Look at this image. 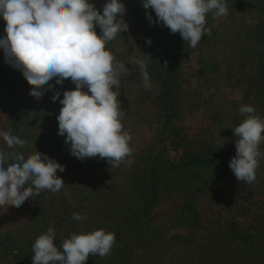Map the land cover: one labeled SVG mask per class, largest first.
<instances>
[{
  "label": "rangeland",
  "instance_id": "rangeland-1",
  "mask_svg": "<svg viewBox=\"0 0 264 264\" xmlns=\"http://www.w3.org/2000/svg\"><path fill=\"white\" fill-rule=\"evenodd\" d=\"M262 1L264 0H227V15L214 18L210 12L206 17V27L211 28V35H205L196 48H191L179 33L176 42H173L170 29L163 24L150 23L146 13L151 12L154 18L155 13L151 9H144L141 0H122L126 7L123 18L130 27L127 32L108 42L106 50L114 55L115 63H124L129 69L127 75H121L118 102L123 113V131L131 136V154L119 165L121 174L115 173L108 177L106 189L121 187L123 190H130V178L141 173L143 169L140 165L145 167L150 159L174 160L184 153H202L213 147L225 153L230 164L236 155V137L232 129L246 118L240 108L251 105L256 110L254 114L264 119V102L260 99L264 90H259L256 83H253L258 62L256 55L251 54L254 43L249 38L251 26L260 21L262 14L255 9L239 11L232 8L231 4L260 5ZM93 3L102 12L106 0H93ZM5 26V22L0 19V36L5 35ZM96 31L99 35V27ZM148 40L152 41L150 45ZM163 54L171 60L168 73L170 79L174 80L173 87L180 110V118L169 121L163 103L167 82L164 80L163 83L157 76L161 73L158 65ZM142 56L146 60L148 73L149 70L156 71V74L149 73L152 84L149 89L142 86L143 78L139 67L130 62L133 57ZM0 65L8 66L12 76L17 74L18 92L31 103L28 106L21 105L18 111L21 118L13 121L9 99L4 97L3 90L0 89V131H11L21 138L28 135L27 143L20 146L26 156L36 150L53 159L59 153L66 156L69 151L65 145V137L58 135L57 116L62 105L59 101H52L54 91L46 90L40 97L32 95L34 86L28 84L21 71L5 63L2 50ZM214 67H217L216 71ZM48 83L55 85V90L61 93L75 90L76 87L70 78L63 85L56 84L55 78ZM41 87L47 89L48 85ZM84 90L87 91L86 88ZM18 127L19 133H16ZM0 149L8 153L17 152L8 148L2 138ZM260 150L264 153V143L260 145ZM10 162L12 161L9 160ZM229 164L222 166L218 160L215 166L193 172L192 181L180 191L174 187L164 188V195L152 210L150 229L159 232L160 238L169 243V249L165 250L156 264H232L230 262L233 260L240 263L241 257L247 260H243L245 264H261L263 257L251 256L250 251L241 252L236 249L234 252L239 250L240 256L231 255L228 262L225 256L230 255L236 246L233 236L237 233L245 237L250 234L260 237V246L263 245L264 156L260 158L256 180L251 184L238 181ZM71 171L75 173L77 170L70 168L57 172L65 183L60 191L61 194H66L73 207H78L81 195L86 193L83 192L84 186L81 190L78 189L73 181L75 174L71 176ZM49 192L48 201L56 198L59 193ZM192 197L194 198L191 199ZM101 198L98 196L94 197V201L88 200L84 207L75 208L79 209L78 212L74 209L70 212L61 209V212L55 202L45 210L46 199L37 200L36 197L30 198L23 205H5L0 208V264H32V245L38 236L44 234L49 227L56 228L58 224L67 227L72 222L77 223L73 214H84L86 208L90 210L86 216L83 215L85 221L94 223L101 216L118 220L122 216L121 208L118 207L124 204L117 201L115 206L107 208L106 200L101 202ZM127 198L124 201L126 204L134 200L132 197ZM187 201H191L190 210L196 215L195 218L192 215L195 222L192 225L187 223L191 219L185 209ZM125 210L123 221V218L135 214V211L130 213L127 206ZM118 213L121 214L119 217ZM70 217L71 220H68ZM57 232H63L60 238L67 236L66 228L58 229ZM72 234L81 233L73 231L69 234L70 237ZM60 238L56 237L57 247H60ZM228 241H231V245ZM193 249L199 255L198 260L191 257ZM120 254L113 247L110 254L98 261L106 260L110 264L114 258L115 262L134 264L135 261L130 259L131 254L127 250L124 255H129L127 257L130 260H124Z\"/></svg>",
  "mask_w": 264,
  "mask_h": 264
},
{
  "label": "clouds",
  "instance_id": "clouds-1",
  "mask_svg": "<svg viewBox=\"0 0 264 264\" xmlns=\"http://www.w3.org/2000/svg\"><path fill=\"white\" fill-rule=\"evenodd\" d=\"M141 3L144 9L155 13V18L151 12L146 13L150 23L163 24L172 34L179 33L191 48H196L205 35H211V28L206 27L210 12L214 18L228 13L227 0ZM125 14L122 0H106L102 12L93 0H0V19L6 25L5 35L0 36L5 63L21 71L28 84L34 86L32 95L40 97L46 90L54 91L52 101L62 105L57 116L58 135L65 137L72 156L80 160L99 156L107 159L111 167H119L131 154V136L123 131V113L118 102L120 78L129 69L124 63H115L114 55L106 50L108 42L129 30ZM130 62L139 67L142 86L151 88L144 57H133ZM54 78L58 85L70 78L75 90H55V85L48 83ZM45 84L47 89L41 87ZM255 111L251 105L240 108L246 118L232 129L236 155L229 164L236 179L249 184L256 180V170L264 156L260 150L264 143V119ZM0 138L10 149L27 143L11 131H0ZM58 171L64 172L65 167L45 153L36 150L26 156L24 152L0 149V208L23 205L44 190L59 192L65 183ZM73 219L79 221L84 217L74 213ZM55 241L52 227L38 236L32 245V264H87L90 255L110 254L116 237L100 229L72 234L60 247Z\"/></svg>",
  "mask_w": 264,
  "mask_h": 264
},
{
  "label": "trees",
  "instance_id": "trees-1",
  "mask_svg": "<svg viewBox=\"0 0 264 264\" xmlns=\"http://www.w3.org/2000/svg\"><path fill=\"white\" fill-rule=\"evenodd\" d=\"M231 6L239 11H250L255 9L262 14L260 21L251 26L252 28L249 38L251 42L254 43V50L251 54L252 56L256 55V62H258V64L255 63L257 65V73L254 76L255 80L253 79V83H256L259 90H264V1H262L260 5L234 3L231 4ZM249 27L246 29V32H248ZM177 36L178 33L172 34L171 38L173 42H176ZM159 59L160 62L158 67H160L161 73H158L157 76L159 80H163V83L164 80L167 82V89L163 92V103L165 105L164 109L167 110V120L169 121L173 118H180V110L178 109L177 97H175L173 87L174 80L170 79V74L168 73L171 60L167 59L164 54ZM216 69L217 67H214L215 71ZM149 73L156 74V71L149 70ZM17 77V74L12 76L8 66L2 67L0 65V89L3 90L5 95L4 97L9 99L10 110L14 117L13 121H17L21 118L20 113H18L21 105H31L30 102H27L26 99L20 96L17 88ZM260 99L264 102V91L260 94ZM18 129L20 128L18 127L16 129V133H19ZM25 138L28 140V135H26ZM65 145L67 146L69 152H67L66 156L60 153L57 154V158H55V160L65 167V171L70 168L72 170H77L74 171L75 173L71 171L70 174L71 176L75 174L73 179L74 183L77 184L78 189L80 190L84 186L83 192L86 193L88 197H86V194L81 195L78 207H73L72 204L69 203V198L66 197V194H61L62 191H59L56 198L48 201L50 192L44 190L36 197L37 200H40L41 198H43V200L46 199L44 201L46 204L44 209H48L50 205L55 202V206L59 209V211L64 209V212H70L74 209V211L78 212L79 209L75 210V208L84 207L88 200L94 201V197L96 198L98 196L102 197L100 199L101 202L106 200L107 208L109 206H115L117 201H120L122 205L124 204V206H122L123 208L120 206L118 207L121 208L122 214L118 220L101 216L94 220V223L83 219L79 220L77 223L71 221L72 223L67 227H63L62 224H58L57 227L54 228L57 238H60L61 234H63V232L58 233V229L66 228L67 230V232H65L67 233V236L59 239V246L65 239L70 237L69 234L73 231L75 233L78 232L86 234L95 230L103 229L105 232H112L115 234L116 242L113 247L115 250L121 252V258L123 257L124 260L129 259L127 257L129 255H124V252L127 250V252L131 254V256H129L130 259L135 261L134 264H156L158 259L163 257L165 250L169 249V243L166 242L164 238H160L159 232L155 229H150V223L153 219L152 210L160 202L162 195H164V188L174 187L180 191L188 182L192 181L193 172L199 171L201 168L215 166L218 160L222 166H227L229 164L228 159L225 157L226 154L219 152L213 147L205 149L202 153L195 152L191 155L184 153L182 157L179 156L174 160H170L169 158H165L162 161L160 158L150 159L145 167L140 165L141 169H143L141 173L134 174L130 178V183L132 185L130 190L133 191L130 193V190H123L121 187L105 188L108 185V177L111 174H121V169L119 167H111L107 159H101L99 156L80 160L71 155L70 145H67L66 143ZM14 149L17 152H22V147L20 146H17ZM127 197H132L135 201L132 199L130 204H126L124 201L128 199ZM193 198L194 197L191 199ZM125 206L128 207V211L130 210V213L135 211V214H133V216L130 215L129 217L123 218V221V213L126 211ZM185 209L188 210V218H191L187 221V223L192 225L195 223L193 222L194 220L192 215L194 218L196 215L190 210L192 209L191 201H187ZM89 210L90 208H86L85 212H83L84 214L81 212L79 214L81 216H86ZM121 214L118 213V217ZM49 220H51V217H49ZM68 220H71V217ZM56 221L57 219H55V222ZM233 237L235 238L234 244L236 246L233 247L230 255L225 256V258H227L225 259L227 262L229 256L231 255L240 256V253L238 252L250 251L252 254L249 255L251 256L260 258L263 257L261 264H264V240H262L263 245L260 246L261 238L256 237L253 234L245 237L241 233H237L234 234ZM192 238L193 237H191V239ZM228 244L231 245V241H228ZM236 249H240V251L237 250L238 252H234ZM209 254H212V252ZM191 257L193 260H195V258L196 260L199 259V255L194 249L192 250ZM99 258H101L99 255H90L87 264H107L105 262L106 260L101 262L98 261ZM96 259L99 263H97ZM113 259L110 264H122L120 261L115 262ZM243 260L247 261L245 258L243 259V257H241L239 262L245 264L243 263ZM230 263L240 264L236 260H233Z\"/></svg>",
  "mask_w": 264,
  "mask_h": 264
}]
</instances>
